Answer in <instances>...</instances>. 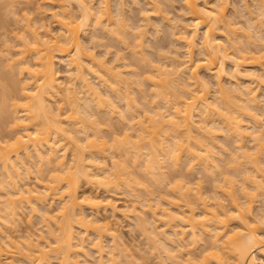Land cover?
Wrapping results in <instances>:
<instances>
[{"label":"bare ground","instance_id":"obj_1","mask_svg":"<svg viewBox=\"0 0 264 264\" xmlns=\"http://www.w3.org/2000/svg\"><path fill=\"white\" fill-rule=\"evenodd\" d=\"M48 1L50 2L49 4H52L57 9L53 11L50 15L57 23V26H59L58 34L57 35L52 34L51 30L47 27V24H45L44 22L40 24V27H36L35 25H33L34 21L33 22L27 21L25 26L27 31V33L25 34L27 35H23L20 38L22 47L19 48L22 49L13 52L14 54L16 53V55L18 56L16 55L14 56V54L10 52L11 48L13 47H10V45H8L9 44L7 43L8 40L6 41L7 46L6 45L4 46L6 47L4 51L9 52L7 53L8 55L10 53L12 54L11 56L9 55L10 58L6 57V59L9 58L6 62L11 64L9 67H11L12 65L17 66L14 68L17 69L19 75L24 74V78H22V85L20 88L21 91L20 95L21 94L22 95L19 97H22L23 99L21 98L20 99L25 102L21 105L22 107L21 110L16 111L15 109L16 112L14 111V114L16 115L13 123L14 124L13 128L15 130L13 145L10 146L11 143L7 142V141H11V139L7 141L0 139V167L3 169L4 177L7 179V180L6 179L2 180V182L4 181L5 182L3 183V185L0 186L1 187L0 191L3 190L2 189L3 186L7 184L11 189L10 190L11 192L9 193H11V195L13 196L12 197L11 195L10 196L5 195L6 199H4V201L3 199L2 200L0 199L1 202L0 206L2 208L4 207L6 208V209L4 208L5 209L4 213L6 214L5 216V214L1 213L2 212L1 210L3 209L0 207V214H2L0 216L2 217L0 218V220L3 219L4 217L5 219H8V222H12V223L15 222L16 216L21 211L22 207L24 208L26 205L29 206L30 209L34 212L37 210L36 209L37 207L35 206L36 204L37 205L40 204L42 207H45V205L47 204L46 207L47 206L51 207L50 203L52 204V202L53 203L55 202L52 201L53 199L59 201V206L55 209L57 212L55 210L53 212L51 207L48 208L49 210L45 209V212L43 211L44 213H42L41 215L42 221L44 222L42 223L44 225L46 233L49 236L48 238L49 240L45 239V237L42 234H39L37 238L35 237V239L34 237L28 236L29 239L26 238V240L27 239L28 240L24 241L23 243L24 248H23V245L21 247V245H18L16 243L18 245L17 246L15 244V242L13 241L14 240L13 235H11L12 236L11 237L10 234L8 235V233L6 234L3 231L0 232V236H1L0 240H2L0 241L1 243L0 264H13L14 263L13 255H17L18 253H20L24 257V259L27 260L28 262L27 264H51L50 263L51 259L49 258V256L52 253L56 254L54 255L58 260L56 264H82V261L80 258L78 259V256L82 254L84 256L86 255L87 253V251H85L87 248L86 246H90V247L92 246V248L96 250V252L98 253V264H121L122 263L121 261H123L122 258L124 257L128 258L132 254L130 252H129L130 254L129 253L127 254V252L125 253L126 248L125 250H123L124 248L119 247V245L120 246L122 245L121 241H120L121 243L119 242V244L114 242V240H116L118 236L115 234L116 232L113 231L114 227L112 226L111 222L109 221L107 222L104 218L103 219L105 221L102 222L101 220L102 218L100 219V217L98 216L99 215L98 209L100 210V207H102L101 209H103L109 206L115 210V205L113 204V200H111V197L109 199L108 196H106V198H104V196L101 197L102 194L101 195L97 194L98 192L94 193L95 191L91 193L90 192L91 190L89 191V189H92L91 187H95L97 185V187H101V188L106 187L107 192L110 193L109 191L110 189L108 188H111L113 192L114 188L116 189L121 183H123L124 185H126V187H128L127 189L129 191H127V193H132L134 190L133 188H130L132 187L130 185L131 184L130 181L132 179L130 178L131 180H129L128 178L130 175L134 174V172L133 170L130 171L131 169L129 170V167L127 165L122 164L123 161L122 162L120 161L121 162L120 163L118 160L115 159H114L115 161L112 160L113 164L110 168V166H108L107 164L108 163L106 158L107 154L105 153L107 151H104L105 149H107L106 147H108V145L106 146L107 139L105 141L102 135H99L100 133H98L96 130L95 131L93 130L95 134L93 133L94 135L92 136L88 135L89 133L86 134L87 131L85 130L87 128L85 129V127L87 124L84 122L85 120H82L84 118L81 119L78 118H80L81 117L80 115L82 114V117L84 115L88 119L87 116L91 114V111L89 113L90 108L88 109V107L95 105L98 107L96 110H98L99 108L106 109L105 107L108 108L110 106L112 108L111 109L109 108V110H111L109 112L114 111L115 107L113 103H110L111 99L109 97L111 96L109 94L111 93L113 94L114 91L118 89L116 85L119 86L123 84L122 86H124L125 89L123 87L122 88L124 89V91L126 90L125 91L126 95L130 94V91L128 90L129 89L128 87L130 85L128 86L127 84L128 79L124 75H121L123 72L119 71L120 67L118 63L114 64L113 61L112 62L110 61L108 63L109 60L108 61L102 59L98 60L96 55H94V52H92L93 54L91 53L88 54V51H86L87 46H85L86 44H84L85 41L82 40V35L88 32L87 31L89 29L88 26L92 28L91 26L92 24H94L96 27L97 26L101 27V29L103 28L105 31L107 30L106 32H108L109 34L110 33L114 34L117 31V29L120 28V27L117 28L118 25L116 29L113 28L115 22L118 24L121 23V25L119 26H121L123 29L122 31H124L128 35L129 31L126 30L127 27L124 26L126 25L124 23L125 19H123L122 17L124 16L123 11L125 10L124 7L125 2H123L124 0H117L115 2L114 10L116 12L113 11V13L114 12L117 13L118 19L120 20V21L117 20L118 21L117 22L116 20H114L115 18L112 15L113 14L112 5H111L112 0H98L96 3H94L93 0L92 1L48 0ZM145 1L148 5H150L151 3L150 6L153 9L156 8L155 11L153 9L152 11L154 12L159 11V9L156 6L157 0H155L156 2L154 0H145ZM182 1H183V6H184L183 8L185 14L187 15L186 16L187 18H185L187 22H185V20L183 23H181L183 20L178 21L180 22L179 23L180 28H178L180 29L179 32L180 34L177 33L178 32L177 30L174 34L175 38L172 41L178 40L180 42L179 44L181 43L184 44V48H186V53L184 52L185 55L183 56H186V59L179 60L178 58H175L176 56H173V58L171 56V59H169L170 56L165 55L166 57L160 56L161 58H159L158 60L160 59L161 60L157 62L159 64H157L156 61L155 62L153 61L152 65L150 64V61L148 62L150 65L149 67L152 66L150 68L151 72L149 73L151 74L153 73L150 76L151 78L148 77L149 80H147L149 81V83L151 82L152 90H154L153 91L154 93L151 94H154L155 97L154 100L157 98V96L158 99L161 97L159 99L161 102L160 101L158 102L159 103L158 107L156 105H154L156 106L155 108L150 107L151 108L150 111L152 112V114L150 115L149 113L143 114L146 116L144 120L138 119L137 121L136 119L138 116L134 118V115L131 119L132 122L128 118L130 122L129 123L130 126L126 128L128 130L129 129L131 131L135 130L134 132H137L135 135L138 138V140H136L137 138H133V140L131 139L132 141H134L133 147L135 151L131 147V144L130 145L128 144L130 143V139L127 136L129 135L128 130H127L128 134L127 135L125 134L126 137L124 135L125 141L124 138H122L121 141L118 140L116 136L115 138L118 142L120 141L119 143L123 141V143L119 145H123V146L125 145V147L129 145L127 148L128 152L127 149L125 150L127 153H130V151L133 150L134 153L133 152L132 153L135 155H133L132 161L134 162H132V167L135 165L134 168H137L136 167L137 163L138 164L143 163V161L142 162L140 161L142 158L139 159L140 157H142L141 156L142 149H146V150L150 149L149 151L147 150V153L143 152V157L146 155L148 156L145 157L143 165L140 166L139 164L138 166L144 169L143 172L151 176L152 179L154 178L156 179L157 177L159 178L160 176L162 177L164 174H166L165 168L167 170V167L163 165V162H165V160H170L171 163L169 162V165L172 164V166L178 167L180 166L181 161L183 160V156L185 158L187 157L189 162L188 164H191L188 170L191 167L197 166L196 164H198L199 166L202 164L201 167L203 166L205 169L211 167L212 169L214 170L216 169L217 171L218 165L215 162L214 154L209 149L211 148V146L208 143H207L208 145H206L205 144L206 142H204V140L205 141L207 140V137L205 135H207L209 138L212 137V135H210L211 133L213 134V136H216L217 135L216 130L222 127L221 129H225L224 130L225 132L227 131L231 136H233V138H235V142L238 144L237 148L235 147V149H237L235 151V153L237 152L236 156H238L239 154V156H241L242 158L244 157V159H246V161H243V166L246 163L248 164L251 163L253 167H251L250 169L248 168L246 169L248 170L253 169V173L252 171L251 172L248 171L250 172L249 175H246L245 173L242 181L245 180L246 185L243 186L242 184V186H238L240 187L239 189H236L237 185L235 186L233 182L229 181L230 179L228 180L225 179L229 182L226 183L228 187L226 184H223L227 188L224 187L220 182L221 185L218 184V186L215 188L217 195L214 192L212 195H210L212 197L208 198L209 200L206 199L209 195L206 196L205 193L202 192L203 190L199 188L201 186L199 185H198L199 187L196 186L198 191H195L197 189L189 185L190 181L189 182L182 181V183L178 182L179 184L176 187L174 186V189H176V191L174 190V193L176 195L178 193V195L177 196L174 195V196L175 198L181 197V201L183 202L185 201L183 206L184 208H182V206H180L179 203L176 204L174 203L173 200L171 201L170 199L167 200L161 199L162 205L161 204L158 205V203L155 202H154L155 205H153L151 204L152 201L150 202V200L145 197L146 198L145 200L149 201L150 203L144 201L145 204L143 205L144 206L147 205L146 206L147 209L146 208L145 209L151 212L149 214H152L151 216L152 222L151 220L147 222L146 220L148 218H144L142 216V214H144L142 211H141L142 214L139 215V213L136 212L137 209L136 210L132 209L134 211V212L132 211L134 214L132 213L133 215L131 214V216L135 217L134 219L137 221L135 222L139 224L141 230L143 228L144 230H146L145 228L146 225L148 224L151 225V227L148 228L147 230L149 231L152 228L151 232L150 231L147 232V234L148 233L151 234V236L150 234L148 235V238L149 239L151 238L150 241L153 240L152 242H154V245H152V247L153 246L156 247L155 250H157V254L159 253L160 257H162L161 255L163 253L166 254V256H168V257L165 256L166 257L165 259L169 260V257L170 259L173 257L172 252L176 251L174 249H176L175 246L178 244L179 247H182V250H184L185 248L188 249L189 247L188 250L185 249V252L188 251L187 252L188 255H187V259L184 260L189 262L190 264H207L206 262L209 261L207 258L210 256L209 253L213 255V257L212 256L211 257L214 258L215 260L213 262L214 264H264V230H263L264 228L263 226L261 227V224L264 225V213L260 211L261 212L260 214L259 213L253 214V210L255 208L253 209L252 206L253 204L251 203L252 200H254L253 196L255 195L254 194L255 190L260 191L261 194L264 193V173L262 172H261L262 174L260 173V171L263 170V165H264V161H261L260 157L262 156L263 158L264 156L263 154H261L260 157L258 155L255 157L251 156V154L252 155L255 154V152L250 153V151L254 150L253 149L254 147L252 146V150L249 149L250 151L248 152L247 149L245 148L246 146L244 145L245 141H249L250 139L252 140V141L250 140L251 142H253V140L261 141L264 137L263 136L264 127L259 120L261 118L257 116L258 115L257 113H256L257 115L255 114L256 115L255 116L254 113L249 112L250 111L249 108L255 107V105L257 106L261 101L260 99H262V98L258 99L259 97V94L257 93L258 84L257 87L255 88L250 84L251 83L250 80L251 79L258 80V77L259 78L262 77L263 81H261L262 79H259L258 83L260 81L264 82V48L262 49L259 48V45L261 47H264V45H261L264 44V38L258 32L259 35L257 36L260 37H258L259 39H257V41L259 40L258 41L259 44H256V46L258 45L257 47L255 46L256 48L251 46L252 42L250 43L251 39L249 38L252 36L249 37L247 35L249 38L245 37L246 39L242 37L245 39L247 43L245 41H239L240 39H238L237 37L240 34L238 36L235 35L236 29L232 26L234 23L230 21L228 17H226L228 0H182ZM256 1L258 2L257 4L259 5V7L257 6V8H259L260 11L261 9H264V0H256ZM91 2L93 4H91ZM73 3H76L75 5H77L76 7L78 8L77 11H79L78 12L79 15H77L76 14L77 12L73 10L72 13L71 4L74 5ZM244 4H246L244 5L246 6V8L243 6L247 12L246 14H248V17H250L249 22L251 23V21L253 20V23L256 24L255 22L257 20L259 21L260 19L259 15L261 16L264 15V10H262L263 14L258 13L259 18H257L255 17V15L252 14L251 12L252 9L250 8V6L249 7L247 6L248 3H244ZM236 11H234L235 14H237ZM98 13L99 15H97ZM73 14H76L77 16ZM94 15L96 17H94ZM158 16L162 17L163 15L158 14ZM263 17L264 16H262V18ZM148 19L150 20L149 17ZM148 19L147 22H149ZM169 21L168 23L170 24ZM253 23L251 24L248 23V24L249 26H252L253 29H255ZM258 24H260L259 26L262 27L263 23L262 24L257 23V25ZM257 25H255L256 29H258ZM169 27L171 28V26ZM176 27H174L175 30ZM38 28L42 29L43 32L42 34L39 32ZM128 28H130V26ZM200 29H203V31H200ZM224 30L227 32L226 35L224 34L223 36L222 33L224 32ZM199 31L202 33H200ZM140 32L137 33L135 32L136 34L134 33L135 34L134 37L138 38L136 39V42L140 40L138 41V43H136V45L143 47L144 42L142 38L144 37H142L141 35H143L144 33L141 32L142 33L141 34ZM117 33L118 31L115 34L120 37L119 33L118 34ZM176 33L178 35H176ZM115 34L114 37L116 38ZM119 37L117 39H119ZM247 38L249 39V41L247 40ZM243 42H245L246 44H244ZM249 44L250 46H247ZM176 45H178V43ZM197 46L198 48L200 47V49L202 48V52L199 51V54L200 53L202 54H200L201 57L197 56L198 58H195L194 54H195V48ZM180 47H182V45ZM230 48L232 50H229ZM196 51H198V49ZM22 53L24 55H22ZM56 56H59L58 57L59 60L61 59V61L63 60L66 61L67 66H69L70 68L69 71L71 69L73 71L74 69V71L76 72V73L75 72L69 73V74L73 73L71 74V76L68 75V77L70 78L72 77V75H75L73 78H75L76 82L75 81L71 82L73 78L72 79L69 78L70 81H68L69 83L66 89L62 86L61 80L58 76L59 72L55 67ZM28 57H31L32 62ZM117 57L118 58H116V62L118 61L120 62L122 58H119V55ZM144 58H145L144 56L143 57L141 56L140 60H145ZM167 59H169L170 61H168ZM8 63L7 65H9ZM121 66L123 67L126 65L123 64ZM228 66H230L229 70H228ZM116 67L117 68L119 67L118 68L119 70ZM243 68L244 69L247 68V69L243 70ZM203 69L204 71L210 74V78L211 76L213 77L211 79H213V82L216 85V87L214 86L216 90L213 87L214 88L213 92L216 91L215 94L211 91L212 90L211 88L212 86H210L211 80L205 79L203 77L204 73L203 74L201 73ZM256 70L257 71L261 70V72L258 73ZM182 72L183 73L186 72L187 74H189L188 78L190 79L188 78L186 79L189 81L191 80L190 85L193 84L194 86L193 85L192 86L195 88L192 87L193 89L190 90L191 88L189 87L191 86L188 87L189 81L187 82L186 79L184 81L183 80L184 77L183 78L181 77L183 75H179V73L181 74ZM230 72L235 77V80L233 79L234 80L233 82L230 81V83L235 84L232 85V87L230 86L231 85L230 83H229L230 87L228 85H224L226 83V82L224 83L225 81L224 78L228 77L230 80L232 78V76H230L231 75ZM135 73L134 75L138 76V74ZM168 75L172 77L169 79ZM174 75L176 76L173 77ZM90 76H94L97 78V80L99 81L97 82L101 84L100 88H98L99 84L97 86L96 83H92L93 80L92 79L90 80ZM146 76L145 79H148ZM165 79H167L169 82H166L167 80ZM177 79L183 80V82L179 80V82H182V83H178L179 85L180 84L183 85L184 82L188 84V85L185 84L186 88L184 87L186 91L182 90V87L184 85L183 86L177 85L176 83V81L178 82ZM248 79H250L249 80L250 83L246 81ZM170 82L172 84L176 83L175 86H179L177 90L180 93V95H182V92L185 91L184 96L181 97L175 96V90L173 95L172 94L173 91L171 92L169 89L173 90L176 88H172L170 86L172 85ZM167 83H170L168 86L170 88L167 87ZM76 86L77 87L81 86V87L77 88ZM102 86H104L103 88L106 87L105 90L107 91V95L104 89H103V91H105L104 95H102L103 91L101 92L99 91L101 90ZM63 88L66 90V92L62 90ZM82 88H83L82 92H84V94H86L87 97V99L85 98L86 103H84V101L83 103H81L82 102L81 100L84 97L83 98L80 97L82 96L81 95L82 92H80L79 90L80 89L82 90ZM152 90L150 89V92ZM167 91L170 93H168ZM115 92L117 93L118 90ZM60 93L64 95L68 93V95H66V98L70 99L69 102L72 103L70 105L73 106V107L71 106L70 108L71 112H68L67 115L64 113V118L61 117V115H63L61 113L62 111L61 105L58 108L56 107L57 109L55 108V110H57L56 112H54L55 110L51 107L52 106L51 103L54 102L53 99H55L54 97H58V94L60 95ZM211 93H213L215 96H212L213 94ZM78 94L80 96H78ZM169 94L170 95L172 94L174 96L173 100L170 99L172 100V102L169 100L168 97ZM262 95L264 96V94ZM246 100L250 101V102L247 101V103L254 105L249 106L248 108L247 105L249 104L246 103ZM242 103H245L247 105ZM103 104H107L108 106L105 105L104 107ZM13 105L18 106L19 103L15 102L13 103ZM84 111L88 115L83 114ZM116 111L118 112V110H115V113ZM238 112L240 113V115ZM78 114L79 116H76ZM92 114L90 116H92ZM119 114H121V112ZM245 114L246 115L248 114L247 116L249 117L248 118L249 122L246 121L247 124L245 123V120H243L245 118V117L243 118V115L245 116ZM196 115H198L199 118L202 117L200 120L203 121L205 125L199 124L200 120L195 119ZM66 116L67 118L65 119ZM119 116L123 118L122 114ZM133 118L136 121L135 120L133 121ZM39 119H41V121ZM211 121H213V123L219 121V123L217 124L221 127L218 126V128L216 129V127H214L216 126V124L214 125L213 123H211L212 125L211 124L209 125ZM261 122L263 121L261 120ZM248 123L253 124V126ZM66 124L68 125L65 126ZM129 124L127 123L126 126H128ZM197 129L201 133L202 141L200 139H195L196 134L194 131H197ZM59 133L61 135H58ZM67 133H70L69 135H71V137H68ZM72 133H75V135L73 136ZM79 133H81V135L85 133V135L84 134L83 136L77 135ZM193 133L195 134V136ZM208 133L210 134L208 135ZM62 134L65 135L71 141L68 140L67 143V139L65 136L63 138H59L60 136L62 137ZM131 134L129 135L130 138H131ZM160 135H163L164 137L162 136L160 137ZM133 136L134 134L132 135V137ZM204 137H206V139ZM64 138L66 143L62 141ZM164 140H166L167 144H165L166 142ZM257 143H255L256 146L264 142L261 141L260 143L258 144ZM261 145L259 147L257 146L256 148H260ZM71 146L73 147L72 149L69 148ZM262 146H264V144ZM67 150L68 152L69 151L73 152L72 153L73 156L71 155L72 156L71 161L70 159L67 158V153H68ZM33 151L35 153V162L34 159L32 158L33 153H30ZM103 152H104L103 155L105 156L101 155ZM258 152H260V150ZM23 154L26 157H28L27 158L28 162L32 163L33 165L35 163H38L37 165L39 167L35 165L36 167H38V169L36 168L35 170H37L38 172V176L36 177L38 180L37 182L40 185V189H38L36 185L34 188L26 187L23 184L25 186L24 187L22 183H20V185H22L23 188H21L22 186L19 185V181L22 179L21 178L22 168L27 169L25 170V172L28 173L29 170L28 167L30 166V165L28 167L26 166V164L28 165V163H25L26 160L25 161L23 160L22 158ZM138 160L140 162H138ZM233 161L235 160L233 159ZM45 164L46 166L48 164H53V167L50 166L53 168L51 169V171L53 170L52 172L53 174H54V170L56 171V174L54 175L52 174L51 178L49 175L48 181H45V179H43L44 177L41 172V168L43 165L45 167ZM135 170L137 169H134V171ZM254 171L257 172L258 174L255 173ZM1 172L2 170H0V174ZM242 172L240 174H242ZM251 175L253 177L250 178ZM255 175L260 181H258L257 178L255 179ZM158 178L156 180H158ZM249 178L253 181H250ZM159 181L161 180L159 179ZM2 182L0 181V184ZM83 182H85L89 186V188L87 187L88 188L87 190L89 192L84 191L80 193L81 192L80 188ZM247 182L253 184V186L252 185L250 186V184L248 185ZM16 184L18 185V187ZM193 190L195 191V193ZM239 190L240 193L238 194ZM132 194H134V196L136 197L135 193ZM136 198H138V196ZM49 199H51L52 202L49 201ZM47 201L48 203L49 202L50 203L49 204L46 203ZM194 203H196V205ZM171 204L173 205L175 204L177 206L176 207L174 206L175 208H173ZM166 205L168 206L166 207ZM134 206L133 208H135ZM85 208L86 209L89 208V210L93 212V214L94 213L95 214L92 216H90L89 214L88 216L85 213L84 210ZM198 208L201 209L200 210L201 212L196 210ZM173 209L175 210L173 211ZM114 210H112L113 213ZM169 210H172L173 212ZM162 217H164L165 220H163L164 218ZM173 219L175 221L176 219H181L183 221L182 224L185 221L187 222V224L185 222L186 226L184 225L186 229L183 228L184 230L181 231L178 229L181 235L179 232H177L178 230L176 231L172 227L173 228L172 234L175 237L177 236V241L175 237L174 240L172 238L173 236L172 237L170 236L171 234H169L168 231L166 232V230L164 229L165 227L163 229H159L160 227L156 225L157 224L156 222L159 223L161 221L164 226L168 224L170 225V227L169 226L168 227L171 228L172 224H170L169 220H171L172 222L174 221ZM232 219L234 222H235L234 219L237 220V223H235V225L236 224L237 225L236 227L233 226L234 228H230L231 227L230 223L232 222ZM74 220L78 222L81 226H83L85 231L88 232L89 230L92 231L91 233L95 234L97 238L93 240L96 241L89 242V240H87L89 238L87 239L81 238L79 237V235H78L79 240H77L76 239L77 235H75L76 229L75 226H73V224H76ZM73 227L75 230L73 229ZM84 229L81 232H85ZM107 235L110 236L112 238V241L114 242L112 245V250L108 252L105 251L104 249L105 246L103 245V239H102L104 236ZM202 235L203 236L207 235L209 237L208 241L206 240V242H208V246L205 245L203 248L205 250H202V252L204 251L203 253H205V251L208 250L209 253L207 251L208 255L206 254L207 256H205V261L202 259L197 261L196 256L197 255L200 256L203 253L201 252L200 254L199 252V254H197L194 252H196L195 251V249H197L196 246L197 244H199L201 239H203L202 241H204L205 237L201 238ZM186 237H188V240H186ZM85 241H88L89 244L91 245L88 244L86 245L87 242ZM175 241L177 242L176 245L172 243ZM190 245L193 248H191ZM179 247L177 248L179 249ZM14 251L18 253L12 254L14 253ZM159 251H162V254ZM106 253L108 256L107 260H105ZM20 254H18L19 257ZM52 256L53 255H51V257ZM2 257H5L4 258L5 260H3ZM130 258L133 259L132 256ZM173 258H172V262L175 260ZM131 259L128 258L127 261L126 260L124 261H126V263L129 264ZM175 262L178 261L175 260ZM175 262L174 264H176ZM130 263L134 264L133 260H131ZM160 264L163 263L161 262Z\"/></svg>","mask_w":264,"mask_h":264},{"label":"rangeland","instance_id":"obj_2","mask_svg":"<svg viewBox=\"0 0 264 264\" xmlns=\"http://www.w3.org/2000/svg\"><path fill=\"white\" fill-rule=\"evenodd\" d=\"M90 1H92V0H90ZM93 1H94V3H96L98 0H93ZM116 1L117 0H112V3H111V5H112V13H113V11H115L114 10L115 9L114 6H115V2ZM245 1L244 0H228L227 9H226V13H227L226 14V17H228V19L234 23L232 26L236 29L235 31L237 33L235 32V35H237V36L239 34L241 35V36L239 35L238 37L236 36L238 39H240L239 41H245V39H246L245 37L252 36V37H250V38L248 37V38L251 39V41H250V43L252 42L251 46L252 47H255L256 44H259V42H258L259 40L257 41V39H259L258 37H260V36H257V35L260 34L264 38V30H263L264 29V27H263L264 26V17L262 18V16H264V15H262V16L259 15L260 16V19H261V20L259 19L260 22L258 20H257L258 22L256 20H254V21H256L255 22L256 24L253 23V20L251 21V23L254 24L253 26H254L255 29H253L252 26H249V24H251L249 22L250 21L249 20L250 17H248V14H246L247 13L246 10H245L246 6H244L246 4H244V3H248L247 6L248 7L250 6V8L252 9L251 10L252 14L255 15V17H257V18H259L258 13L259 14L260 13L263 14L262 13V10H264V9H261V11H260V9L257 8V6L259 7V5L257 4L258 2L256 0H245ZM123 2H125L124 3L125 10L123 11L124 16H122V17H123V19H125V21L124 20L123 21L126 24V25H124V26L127 27L126 30L129 31L128 35L124 31H122L123 30L122 27L119 26V25H121V23L118 24V23L115 22V25L113 27V28L116 29V27L118 25L117 28H119V27L121 28V29L120 28L117 29L120 37L115 34L117 32L115 30L116 32L114 34H115L116 38L114 37V34L110 33L112 35L111 36L108 32H106L107 30L105 31L103 28L101 29V27H99V26L96 27L94 24H92V25L90 24L92 26V28L90 26H88V28H89L87 30L88 32H86V33H84V35H82V40L85 41L84 44H86L85 46H87L86 51H88V54H90V53L93 54L92 52H94V55H96V57H97L98 60L99 59L100 60L102 59V60H105V61L106 60L107 61L109 60L108 63L110 61L111 62L113 61L114 64H117L118 63V65L120 67V68L119 67L118 68L120 70L117 67L116 68L119 71H122L123 72L121 75H124L125 77H127V79H128V83L127 84H128V86L130 85L128 87L129 88L128 90L130 91V94L129 95L128 94L126 95V92H125L126 90L124 91L125 88H124V86H122L123 84L122 85H119V86L116 85L118 89L117 88H115V89H117L118 92L119 91L120 92L119 93L118 92L116 93L115 91H117V90H115L113 94L112 93L111 94L108 93L112 98L109 97V96H107V97H109L111 99V102L110 103H113L114 104V107H115L114 109L115 110H118V112L116 111V113H115V110L114 109H113L114 111L109 112V111H111V110H109V108L111 109L112 107H110V106L108 108L105 107V105L108 106L107 105L108 103L107 104H103L106 109L99 108L98 110H96L98 107L95 105V106L88 107V109L90 108L89 109V113H90V111H91V114L93 113L92 116H90L91 114L88 115L84 111L83 114H85V115L87 114L88 115L87 116L88 119L84 115L82 117V114L80 115L81 117L78 118V119L84 118L82 120H85L84 122L87 124L86 127H85V129L87 128L85 130V131H87L86 134L89 133L88 135H91L92 136V135L95 134L94 131L96 130L98 133H100L99 135H102V137L105 139V141L107 139V143L108 144L106 143V146L108 145V147L105 146L107 149H105L104 151H107L105 153L107 154L106 155L107 162H108L107 164H108V166H110V168H111V166L113 164V161L118 160L119 162L120 161L121 162L123 161L122 164L127 165L129 167V170L131 169L130 171L133 170L134 174L130 175L128 179L129 180L132 179L130 181L131 184L129 183L132 186L130 188H133L134 189L132 193H135L136 197L138 196V198H136L134 196V194H132V193H127V191H129L127 189L128 187H126V185H124L123 183H121L118 186L119 188L117 187L118 189L117 188L116 189L114 188L113 192H112L111 188H108V189H110L109 190L110 193L107 192L106 187H104L105 188L104 189V188H101V187H97V185L95 187L99 191H97L95 187H91L92 189H89V191L91 190L90 191L91 193H93L94 191H95L94 193H97L98 192L97 194H100V195L102 194L101 197L104 196V198H106V196H108L109 199L111 197V200H113V204L115 205V210L112 209V207H109V206H107L106 208H103V209H101L102 207H100V210L98 209V213H99L98 216L100 217V219L102 218L101 219L102 222H104L105 220L107 222L108 221L111 222L112 226L114 227L113 228L114 230L113 229L112 230L114 232H116L115 234L118 236L117 239L114 240V242H116L118 244H119L120 241L122 242V245L121 246L119 245V247L120 248H124L123 250H125V248H126L125 253L127 252V254H128L130 252L132 254L131 256H132L133 259L130 258L131 256H129L128 258L131 259V260H133V263L134 264H160L161 262L163 264H174L175 260L178 261V262H175L176 264H181V263L183 264L184 262H185L184 264H186V263L190 264L189 262H187V261L184 260V259H187V255H188L187 252L188 251L185 252V249L186 248L184 249V247H183L184 250H182V247H179V245L176 242L177 241V236L175 237L172 234V232H173L172 229L173 228L176 231L178 229L180 231L186 229L184 227V225L186 226V224H187L186 221H185L186 224H185V222L182 224L183 221L181 219H176V221L173 219L174 221H172V222H171V220H169L170 221V224H172L171 225V228H169L170 225H168V224L166 225L167 227L164 226L161 221L159 223L156 222L157 224L155 223L158 227H160L159 229H163L165 227L164 229L166 230V232L168 231L169 234H171L170 236L171 237L173 236L172 238L174 240L176 238V241H175L176 243L175 242H172L174 245H176V244L178 245V246L177 245L175 246L176 249H174V250H176V251L172 252L173 254L171 253L173 255V257H175V258H173L171 256L173 259H175L172 262V258L170 259V257H169V260L168 259H165L168 256H166V254H164V253L162 254V251H159V252H161V254H162L161 256L162 257H160L159 253L157 254V250H155L156 247L155 246L152 247V245H154V242H152L153 240L150 241L151 238L150 239L148 238V235L150 233L147 234V232H149V231L151 232V230H152V228H151V230L147 231L148 228L151 227V225L148 224L149 226L146 225V227H145L146 230H144V228L141 230V227H139V224H137L136 223L137 221L134 219L135 217L134 216H131V214L134 212L133 210H136L137 209L136 212L139 213V215L142 214V212H143L145 215L142 214V216L144 218H148L147 220L145 219L148 222V221H150L152 219V217H151L152 214H149L151 212H149L148 210H146L147 209L146 208L147 205L146 206L143 205V204H145L144 201H146L145 200L146 198L149 199L150 202L152 201L151 204H153V205H155V203H158V205H160L161 204V199H163V200L170 199L171 201L173 200L174 203H176V204L179 203L180 206H182V208H184L183 206H184L185 201L184 202L181 201V197H179V198L176 197L175 198V196L178 195V193H177L178 191L176 192L177 195L174 193V190L176 191V189H174V186L176 187L179 184L178 182H181L182 183V181H187V182L190 181L189 182V185L192 186V187H194L195 189H197L196 186L197 187L201 186L199 188H201L203 190L202 192H204L206 196L209 195L206 199H208L209 197H212L210 195H212L214 192L217 195V192H216V189L215 188L218 186V184L219 185H221V184L223 185V184L229 183L227 181L228 179H230L229 181L233 182L235 186L237 185L236 186V189H239L240 187H238V186H242V184H243V186L246 185L245 184L246 181L245 180L242 181V179H243L245 173H246V175H249L251 171L253 173V169L252 170H248V169H250L253 166H252L251 163H249V164L246 163L245 164V162H244V164L246 166L245 165L243 166V161H246V159H244V157L242 158L241 156H239V154H238V156H236L237 152L235 153V151L237 149H235V147L237 148V145L238 144L235 142V138H233V136H231L227 131L225 132L224 131L225 129H221L222 127L217 124V123H219V121L218 122L216 121V123H213V121H211L209 123V125L211 123H213L214 125L216 124V126H214V127H216V129L218 128V126L221 127V128H219L218 130H216V132H217V135L216 136H213L212 133L211 134L208 133V135L209 134L212 135V137H210V138L207 135H205L207 137V140H209V141H207V140L205 141L204 139L203 140H204V142H206L205 143L206 145L210 144V146H211V148H209V149L214 154L215 162L218 165V170L217 171H216V169L214 170L211 167H210L211 169L210 168L205 169L203 166H202L203 167L202 168L201 167L202 164L200 166L198 164H196L197 165V166H195L196 168L195 167H191L189 169L190 170L189 171L188 168L190 167L191 164H188L189 163L188 162V158L187 157L185 158L183 156V160L181 159L182 160L181 161V164L178 167H174V166H172V164L169 165L170 160H165V162H163V165L165 167H167V170L165 168L166 174H164L166 176L163 175L162 177L161 176L159 178L157 177L158 180H156L157 178L156 179L155 178L152 179L151 176H149L148 174H146L145 172H143L144 169H142L140 167V166L143 165L145 157L148 156V155L145 154L146 156L143 157V152L147 153V150L149 151L150 149H147V150L146 149H142V153H141L142 154L141 155L142 157H140L139 159L142 158L140 161L141 162L143 161V163H141V164L139 163L140 166H138L139 164L137 163V165H136L137 168H134L135 165L133 163L134 166L132 167V162H134V161H132L133 160V155H135V154H133L134 153L133 152V150H134V147H133L134 141H132V140H133V138H137L136 135H135L137 132H134L135 130H132L131 131L130 129L128 130L126 128V127H129L130 126L129 119L131 120L132 117H133V115H134V118H136L138 116L137 119H136L137 121H138V119L139 120H144L146 116L143 115V114H148V113H149V115L152 114V112L150 111L151 110L150 107H153V108H155L156 106L158 107L159 106L158 105L159 104L158 102L160 101L159 99L161 98L159 96L160 98L158 99V96H157V98L155 99L156 100V102H155V100H154V98H155L154 97V94H151V93H154L153 92L154 90H152L151 82L149 83V81H147V80H149V78H151L150 76L153 73L152 74L149 73V72H151L150 71V68L152 66L149 67L150 65H149L148 62L150 61V64L151 65L153 64L152 63L153 61L154 62L156 61V63H157V62H159L161 60V59L160 60H158V59L161 58L162 56L164 57L165 55H169L170 56V57L168 56L169 59H171V56H172V58H173V56H176L175 58H178L179 60L180 59L181 60H183V59L185 60L186 59V56H183V55H185L184 52L186 53V48H184V44H182V43L179 44L180 42L178 40H176L177 42L175 40H174L175 42L172 41V40L175 38V35H174L175 32L177 30H178L177 33L180 32V29H178V28H180V26H179V23L180 22H178V21L179 20L180 21L183 20L181 22V23H183L184 20H185V22H187V20L185 19V18H187L186 17L187 15L185 14V11H184V8H183L184 7L183 6V1L182 0H157V2L155 1L156 2V6L159 9V11H157V12H154L156 10V8L153 9L150 6L151 3H150V5H148L145 0H124ZM49 3L50 2L48 0H0V139L1 140H4V141H7V140H10L11 139V141H7L8 143L9 142L11 143L10 146L13 145L14 135H15V130L13 128V125H14L13 123H14V118H15V115L16 114H14V111H15V109H16V111L21 110V108H22L21 105L25 102V101H22L21 100V99H23L22 97H19V96L22 95V94L20 95V93H21L20 88H21V85H22V78H24V74L23 75H21V74L19 75V72L17 71V69L14 68V67H17V66L12 65L11 67H9L11 64H9L6 61L10 58L9 55L11 56L12 54L10 53L8 55L7 53H9V52H5L4 51V49L6 48L4 46L6 45V41L8 40L7 41V43H9L8 45H10V47H13V48H11V51L10 52L13 53L15 51H19V50L22 49V48H19V47H22L21 46L22 44H21L20 38L23 35H27V34H25V33H27L26 27H25L27 21L28 22H33L34 21L33 25H35L36 27H40V24L44 22L45 24H47V27L51 30L52 34H56L57 35L58 34L59 26H57V23L54 21V19L50 15L53 11H55L57 9L52 4H49ZM73 4L74 5L71 4V11L72 10L73 11H76L77 12L76 14L79 15V13H78L79 11H77L78 8L76 7L77 5H75L76 3H73ZM91 4H93V3L91 2ZM153 6H155V5H153ZM238 6H239V8H238ZM243 8H244V11H243ZM260 8H262V7H260ZM152 9L154 11H152ZM73 11H72V13H73ZM234 11H236L237 14H235ZM258 11H260V12H258ZM115 12L112 14L113 17L115 18V19L114 18L113 19L116 20V21L117 20L120 21L118 19L117 13H115ZM242 13H243V15H245V14L246 15L243 16ZM76 14H73V15L77 16ZM158 14L159 15L162 14L163 16L162 17L161 16H158ZM97 15H99V13ZM116 16H117V19H116ZM143 16H144V18H143ZM146 16H147V18H146ZM94 17H96V16L94 15ZM148 17L150 18V20L148 19ZM181 17H182V19H181ZM147 19L149 20L150 23L147 22ZM145 21H146V24H145ZM168 21L170 22V24L168 23ZM148 23H149L150 26L148 25ZM257 23H261V24L263 23L262 24V27L259 26L260 24L257 25ZM171 24L173 25V27H172ZM175 25L178 26V27H176ZM255 25L258 26L257 28L259 30L256 29ZM129 26H130V28H128ZM169 26H171V28L174 29V30H172ZM174 27H176V30H175ZM250 27H252V28H250ZM38 29H39V32L42 34L43 33L42 32V29H40V28H38ZM139 29H140L141 32L144 33L143 34L144 36L141 35L142 37H144V38H142L143 39V42H144L143 43L144 45L142 44L143 47L136 45V43H138V41H140V40H138L136 42V39H138V38L134 37V35L137 32H140ZM256 30H257V32H256ZM121 31H122V33H121ZM200 31H203V29H200ZM226 32L227 31L224 30V32L222 33L223 36H224V34L226 35ZM258 32H259V34H258ZM177 33H176V35H178ZM200 33H202V32H200ZM244 33H246V34H244ZM118 37H119V39H117ZM242 37H244L245 39L242 38ZM248 38H247V40L249 41ZM245 42H243V43L246 44L247 42L246 43ZM177 43H178L179 46L176 45ZM260 44H261V42H260ZM181 45H182V47H180ZM261 45H264V44H261ZM198 46L196 47L198 49V51H196L197 49L195 48V54H194L195 55L194 56L195 58L201 57L200 54H202V53L199 54V51L202 52V48L200 49V47L198 48ZM247 46H250V44L247 45ZM179 47H180V49H179ZM17 48H18V50H17ZM259 48L262 49L264 47H261L259 45ZM175 49H177V50H175ZM229 50H232V49L230 48ZM175 51H178V52H175ZM15 55H16V53L14 54V56ZM22 55H24V54L22 53ZM118 55H119V58H122L120 62L119 61L116 62V58H118L117 57ZM120 55H121V57H120ZM16 56H18V55H16ZM141 56L142 57L144 56L145 57L144 58L145 60H140V57ZM6 57H9V58L6 59ZM58 57L59 56H56V58H55V62H56L55 63L56 66L55 67H56L57 71L59 72L58 73V76H59V78L61 80L62 86L66 89V87H68L67 86L68 83H69L68 81H70V79H72L75 76V75H72V77L70 78V77H68V75L71 76V74H73V73H71V74H69V73L70 72H75V71H74V69H73V71H72V69L69 71L70 68H69V66H67L66 61L65 60L61 61V59L59 60ZM182 57H184V58H182ZM28 58H30V61H31V57H28ZM169 59H167V60L170 61ZM7 63L9 65H7ZM123 64L126 65V66H123L122 67L121 65H123ZM157 64H159V63H157ZM229 68H230V66H228V70H229ZM245 69H247V68H245ZM245 69L243 68V70H245ZM124 71H126V72H124ZM134 71L138 74V76L137 75H134V73H135ZM203 71H204V69L201 71L202 74L204 73L203 74V77L205 79H207V80H211L210 86H212L211 87L212 88L211 91L213 92L214 91L213 89L216 87L215 83L213 82V79H211L213 77L211 76V78H210V74L207 73L206 71H204V72ZM257 72L260 73L261 70H259ZM182 73L181 74L179 73V75H183L181 77L182 78L184 77L183 80L185 81V79L188 78L189 74H187L186 72H184L183 74ZM230 74H231V72H230ZM145 76L147 78L148 77L149 78L148 79H145ZM175 76L176 75H174L173 77H175ZM230 76H232L231 80L228 77L224 78L225 81L224 80L223 81H224V83L226 82L224 85H228L229 86L230 81L233 82L235 80L234 75L231 74ZM171 77L172 76H169V79ZM176 78H178V77H176ZM91 79L93 80L92 83H96L97 86H98V84H99L98 82L99 81L97 80V78L94 77V76H90V80ZM188 79H190V78H188ZM259 79H262V77H260V78L258 77V80H256V79H251V80L248 79V80H246L247 82H249V80H250L251 83L250 82L249 83L252 86H254L255 88L257 87V84H258V87H257L258 88L257 90L259 91V92L257 91V93L259 94L258 99L262 98V99H260L261 101L259 102V104L257 106L255 105V107H251V108H249V106H253L254 104L247 103L248 100H246V103L249 104V105H247L245 103H242V104H245V105L248 106V108L250 109L249 112L254 113V115L256 113L258 114V115L257 114L256 115L259 118H261V119H259V118L258 119L260 120V123L264 127V102H263L264 101V96L262 95V94H264L263 93L264 92V84H263L264 82H261V81H263V79H262L259 82L260 83L259 84L258 83ZM129 80H130L131 83L129 82ZM165 80H167V79H165ZM179 80H178V82L176 81L177 85H179L178 83H182L183 82V80H180L182 82H179ZM214 80H215V78H214ZM74 81H75V78H73L71 82H74ZM186 81L188 82L189 80L186 79ZM166 82H169V81L167 80ZM190 82H191V80L188 83L189 85L184 82L183 83L184 86L181 85V84L179 86H183L182 87V90H185V88H186L185 87L186 86L185 84H187L188 87L191 86L189 88H191L190 90H192L195 87H193L194 85L192 83L191 84L193 86L190 85ZM170 83H167V87L169 86ZM176 83H174V84L171 83L173 86L170 85L172 88H176V89H173V90L169 89V90L171 92L173 91V93H172L173 95H174V90H175V96H179V97L184 96V92L186 90L182 92V95H180V93L177 90L179 86H175ZM127 84H124V85H127ZM230 84H231L230 85L231 87H232V85H235V84H232V83H230ZM100 85L101 84H99V87L98 88L101 87ZM80 87L78 86L77 88H80ZM103 87L104 86H102L101 90H99L100 92L103 91V89L104 90L106 89V87L105 88H103ZM165 87H164V89H165ZM64 88L62 90H64L66 92V90ZM168 88H170V87H168ZM150 89L152 90L151 92H150ZM161 89H162V87H161ZM78 90H76V91H78ZM128 90H127V93H128ZM215 90H216V88H215ZM79 91L82 92L83 91V88H82V90L80 89ZM105 91H103V94L102 95H104ZM180 92H181V90H180ZM61 93H60V95L58 94V97H54L55 99L52 98L54 100V102L51 103V105H52L51 107L55 110L56 107L58 108L61 105V107H62L61 113L63 114V115H61V117L64 118V113L67 115L68 112H71L70 111L71 110L70 108H71L72 105H70V104H72V103L69 102L70 99H67L66 98V95H68V93L66 95L61 94ZM168 93H170V92H168ZM213 93L215 94L216 91L213 92ZM213 93H211V94H213ZM172 94L171 95L169 94V96L167 95L169 97V100L170 99H172V100L174 99V96ZM214 94L212 96H215ZM81 95L82 96H80L78 94V96H80L81 98L84 97L83 99H85V98L87 99L86 94H84V92H82ZM106 95H107V91H106ZM114 95H117V96H114ZM186 95H188V94H186ZM179 97H177V98H179ZM83 99L82 100L79 99V100L82 101L81 103H83V101H84V103H86V99L85 100H83ZM180 99H183V98H180ZM172 100H170V101L172 102ZM15 102L19 103V105L18 106L13 105V103H15ZM248 102H250V101H248ZM154 105H156V106H154ZM15 107H17V108H15ZM146 110H147V112H146ZM148 110H149V112H148ZM56 111L57 110H55L54 112H56ZM120 112L123 115V118L121 116H119V115H121V114H119ZM79 114L76 115V116H79ZM124 114H125V116H124ZM141 114H142V116H141ZM239 115H240V113H239ZM247 115L246 114H245V116L243 115V118L245 117L244 119L241 117L243 120H245V123L246 124H247V122H249V120H248L249 117ZM66 118H67V116L65 117V119ZM134 118H133V121L135 120ZM201 118L202 117L199 118L198 115H196V117H195L196 120L197 119L200 120ZM39 120L41 121V119H39ZM123 120H124V123H123ZM261 120L263 122H261ZM131 122H132V120H131ZM81 123H83V122H81ZM127 123L129 124L128 126H126ZM251 123H248V124H250V125L253 126V124H251ZM199 124H204L205 125V123H203V121H201V120H200ZM67 125L68 124H66L65 126H67ZM209 125H208V127H209ZM77 126H80V125H77ZM84 126H85V124H84ZM127 130H128L129 135L132 133L131 134V138H130L129 135H127L128 134L127 133ZM214 130H215V128H214ZM194 132L196 134L195 139H200L202 141L201 133L199 132V130L197 129V131H194ZM263 132H264V128H263ZM67 134H68V137H71V135H69L70 133H67ZM83 134L85 135V133H83ZM83 134L81 135V133H79L77 135L83 136ZM125 134L130 139V143H128V144L129 145L131 144V147L133 148V150H131V151L129 150L130 153H127L128 152V149L127 148H128L129 145L127 147H125V145L124 146L123 145H119V144H122L123 143V141L121 143H119V142L121 141L122 138H124V135ZM133 134H134V136L132 137ZM195 134H194V136H195ZM58 135H61V134L59 133ZM72 135L74 136L75 133H72ZM126 135H125V137H126ZM163 135H160V137L161 136L162 137L165 136V135L164 136ZM180 135H181V133H180ZM64 136L65 135L62 134V137L61 136L60 137L58 136V137L59 138H63ZM115 136H116V138H118V140H120L119 142L116 140ZM206 137H204V138L206 139ZM183 138H185V137H183ZM66 139H67V143H68V140L69 139L67 137H66ZM136 140H138V138ZM136 140H135V142H136ZM247 140H249V139H247ZM62 141L65 142V138ZM69 141H71V140H69ZM124 141H125V138H124ZM164 141L166 142V140H164ZM249 141H245L244 142V145L246 146L245 148L247 149L248 152L250 150H252V146L254 147L253 148L254 150L253 151H250V153H254L255 152V154H253V155L251 154V156H254L255 157V156L258 155L260 157L261 154H263V156H264V150H263L264 149V146H262L264 143H260L261 141L264 142V137H263V139L261 141L260 140L259 141L257 140L258 143H260L259 145H257L258 147L262 144L260 148H256L257 146H256L255 143H257V141H254V140H253V142H251L252 140L250 142ZM165 144H167V142ZM70 145H71V143H70ZM247 147H249V148H247ZM69 148L72 149L73 147L71 146ZM126 149H127V152L125 151ZM255 149H256V151H255ZM68 150H67V152H68ZM257 150L258 151L260 150V152H258ZM73 151H74V149H73ZM30 153H33L34 154V155L32 154V158L34 159V162H35V153H34V151L33 152H30ZM72 153L73 152H71V151H69L67 153V158L70 159V161H71L72 156H73ZM103 154H104V152L101 155H103ZM22 156H23L22 157L23 160L24 161L26 160L25 163H28V165L26 164V166L28 167L30 165L31 167L30 166L28 167L29 168L28 173L25 172V170H27V169H25V168L23 169L22 168V170H21L22 171V175H21V178L22 179L19 181V185H20V183H22V185L24 184L26 187H29V188H34L35 185H36V187L38 189H40V185L38 184V182H37L38 180H37V177H36V176H38V172H37V170H35L36 168L38 169V167H39L37 165L38 163H35L33 165L32 163L28 162V159H27L28 157H26L24 154ZM103 156H105V155H103ZM236 157H237V159H236ZM233 159L235 161H233ZM262 159H264V157L262 158V156H261L260 157V160L261 161H264ZM140 161L138 160V162H140ZM162 161H164V160H162ZM262 164H263V162H262ZM35 165L38 166V167H36ZM50 166L53 167V164H48L47 166L45 164V167H44V165L42 166L43 170L41 168V172H42L43 177H44L43 179H45V181H48L49 175H50V178H51V175L53 174L52 173L53 170L51 171V169H53V168L50 167ZM219 167H220V170H219ZM246 168H248V169H246ZM134 169H137V170L134 171ZM0 170H2V172L0 174L1 175L0 176V181L2 182V180L6 179V178L4 177V174H3L4 171H3V169L1 167H0ZM242 170H243V172H242ZM29 171H30V173H29ZM31 171H33V172H31ZM248 171H250V172H248ZM241 172H242V174H240ZM261 172L264 173V165H263V170H261L260 173ZM255 173H257V172H255ZM54 174H56V171L55 170H54ZM165 177H166V179H165ZM247 177H245V178H247ZM251 177H253V176L251 175L250 178ZM256 178L257 177L255 175V179ZM159 179L161 181H159ZM225 179H227V180H225ZM257 180H258V178H257ZM250 181H253V180L250 179ZM258 181H260V180H258ZM4 182H2L0 184V186L3 185ZM220 182H221V184H220ZM248 182H247V184L249 185L250 183H248ZM22 185H20V186H22ZM86 185L87 184L85 182L82 183L81 188H80V191H81L80 193H82L84 191L85 192L88 191L87 189L89 188V186L88 185L86 186ZM130 185H128V186H130ZM251 185L253 186V184H250V186ZM6 186H8V187H6ZM23 186L21 188H23ZM223 186L226 187L225 185H223ZM17 187H18V185H17ZM227 187H228V185H227ZM194 188H192V189H194ZM0 189H1V187H0ZM2 189L3 190L0 191V194H1L0 199L1 200L3 199V201H4V199H6V196H8V195L10 196L11 195V193H9V192H11L10 191L11 189L9 188V185H7V184L5 186H3ZM254 190H253V192H254ZM195 191H198V189L195 190ZM195 191H194V193H195ZM2 192H4V193L6 192L7 194L6 193L4 194ZM239 193H240V190H239L238 194ZM259 193H260V196H259ZM129 194H131V195H129ZM254 194H255L253 196L254 200H252V202H251L253 204L252 205L253 206V209L255 208L253 210V214H258V213L260 214L261 213L260 211H262V213H264V193L261 194L260 191H256L255 190V193ZM94 195H96V194H94ZM160 196H161V198H160ZM51 199H49V201H51ZM52 201H55V202L53 203ZM52 201H51L52 204L50 202L49 203H50V205L52 207V210L54 212V210L59 206V201L58 200L56 201V200H53V199H52ZM146 202H149V201H146ZM46 203H48V201ZM46 203H44V204H46ZM224 203H226V202H224ZM44 204H43V206H44ZM194 204L196 205V203H194ZM46 205H45V207H42L40 204L39 205L36 204L35 206L37 207L36 208L37 210L34 211V212L30 209L29 206H27V205L25 206L24 205L25 207L24 208L22 207V209H21L20 212L18 211L19 213L16 216L17 219L15 218L16 221L13 222V223L12 222H8V219H5L3 217V219L0 220V230H1L0 232L3 231L6 234L8 233V235L10 234V236L13 235V239H14L13 241L15 242V244L17 243L18 245H21V247L23 245V248H24V244H23L24 241H27L29 239L28 236L34 237V239H35V237L37 238L39 234H42L45 237V239H48L49 236L46 233V230H45L44 225H43L44 222L42 221V218H41L42 217L41 215H42V213L45 212V209L51 208L50 206H47L46 207ZM133 206L135 208H133ZM167 206L168 205H166V207ZM171 206H173V208H175L177 205L171 204ZM4 208H2L3 210H1L2 211L1 213L2 214H5L4 213L5 212L4 210L6 208L5 209ZM84 210H85V213L88 216H89V214H90V216H92V215L95 214V213L93 214V212H91L89 210V208L88 209L85 208ZM112 210H114V213H113ZM174 210L175 209H173V211ZM196 210L199 211V212H201L200 211L201 209H199V208L196 209ZM169 211L173 212L172 210H169ZM53 212H52V214H53ZM2 214H0V216ZM127 214L130 215V216H128ZM96 215H97V213H96ZM5 216H6V214H5ZM0 218H2V217H0ZM162 218H164V217H162ZM163 220H165V218ZM234 220H235V222L232 219V222L230 223L231 224V227L230 228L236 227L237 224L235 225V223H237V220L236 219H234ZM169 221H168V223H169ZM151 222H152V220H151ZM77 223L78 222H76V224H73V226H75V229H76L75 230L74 227H73V229L76 232L75 235H77L76 236V239L77 240H79V237H81V238H86V239L89 238V239H87V240H89V242L96 241V240H93V239L96 238V235L93 234V233H91L92 231H90V230H89V232L88 231H85V229L83 228V226H81L79 223L78 224ZM145 224H147V223H145ZM79 225L81 226V228H80ZM262 226L264 228V225L261 224V227ZM82 228L84 229V231L86 233L85 232H81V231H83ZM179 230L177 232H179ZM145 231H146V233H145ZM78 235H79V237H78ZM180 235H181V233H180ZM180 235H178V236H180ZM150 236H151V234H150ZM26 238H28V239L26 240ZM201 238H204V241H202L203 239H201V241L199 242V244H197V246L195 245L197 247V249H195L196 252H194V253L199 254V252H200V254H201L202 250H205V249H203L204 246L205 245L208 246V242H206V240L208 241L209 237L207 235H204V236L202 235ZM0 239H1V236H0ZM102 239H103V245L105 246L104 247L105 251L108 252V251L112 250V245L114 243L112 241V238L107 235V236H104ZM186 240H188V237H186ZM0 241H2V240H0ZM85 242H87L86 245L87 244L88 245H91V244H89L88 241H85ZM151 242H152V244H151ZM86 247H87L86 250H85V251H87L86 255L85 256L83 254L82 255H79L78 256V259L79 258L81 259L82 264H98V253L96 252V250L93 249L92 246L91 247L90 246H86ZM177 247H179L180 251H179V249ZM190 247L193 248L191 245H190ZM188 249H189V247H188ZM188 249H186V250H188ZM207 251L208 250H206L205 253H203L204 252L203 251L202 252L203 254H201L200 256L197 255L198 258L196 256V260L198 261V260L202 259V260L205 261V256L208 255L207 254ZM16 253H18V252L14 251V253H12V254H16ZM208 253H209V251H208ZM18 254H20V253H18ZM18 254L17 255H13L14 256V261H13L14 263L13 264H27L28 263L27 260H25L24 257L21 254H20V257H19ZM51 255L54 256L56 254H53L52 253ZM51 255L49 256V258L51 259V262L50 263L51 264L52 263L53 264H56L57 261H58L57 258L55 256H54L55 258L53 256L51 257ZM105 255H106L105 256V260H107V257H108L107 256V253ZM194 255H196V254H194ZM209 255L210 256L207 258L209 260L208 261L209 263L208 262H206V263L207 264H214L213 262L215 260H214V258H212L213 255H211L210 253H209ZM21 257H23V258H21ZM4 258L5 257H2L3 260H5ZM84 258H85V261H84ZM124 258H122L123 261H121L122 262L121 264H124V263L125 264H128V263H126V261H127L128 258H125V259ZM12 260H13V258H12ZM124 260H126V261H124ZM131 260H130V262H131ZM170 261H171V263H170ZM130 262H129V264H132ZM200 262H203V261H200Z\"/></svg>","mask_w":264,"mask_h":264}]
</instances>
